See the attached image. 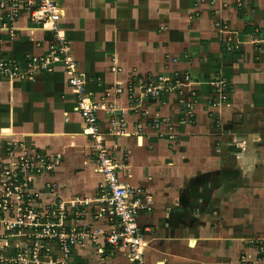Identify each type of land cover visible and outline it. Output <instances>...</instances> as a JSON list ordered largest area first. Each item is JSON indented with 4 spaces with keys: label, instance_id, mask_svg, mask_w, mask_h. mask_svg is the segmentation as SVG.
<instances>
[{
    "label": "crops",
    "instance_id": "0c3cea01",
    "mask_svg": "<svg viewBox=\"0 0 264 264\" xmlns=\"http://www.w3.org/2000/svg\"><path fill=\"white\" fill-rule=\"evenodd\" d=\"M54 1L88 97L124 119L126 134L113 137L111 114L98 113L122 165L121 183L152 200V210L137 217L146 229L145 264H239L243 255L264 264V0ZM15 27L13 38L0 37V60L22 65L27 56L48 54L54 33L26 13ZM177 70L193 78L197 97L188 110L178 94L136 106L126 90L116 92L118 84L149 74L173 78ZM218 79L227 83L221 102L212 85ZM75 105L62 63L29 79L0 74V158L7 141L61 157L52 180L68 207L65 226L108 231L113 222L96 217L102 177L93 139ZM156 116L166 121L160 131L151 122ZM6 237L8 252L15 236ZM102 242L41 261L133 264L125 253L102 254Z\"/></svg>",
    "mask_w": 264,
    "mask_h": 264
},
{
    "label": "built area",
    "instance_id": "2783aa9c",
    "mask_svg": "<svg viewBox=\"0 0 264 264\" xmlns=\"http://www.w3.org/2000/svg\"><path fill=\"white\" fill-rule=\"evenodd\" d=\"M240 2H238L239 6H241ZM0 8L5 12V18L0 20V37L7 35L13 38L16 34L15 22L25 13L29 15L32 23L54 33V41L50 45L48 54L40 57L27 56L22 65L16 59L3 58L0 60V74L10 79H29L39 72L52 71L57 63H62L67 68L69 85L76 96L75 110L83 119L87 134L93 139L92 149L96 158L97 170L102 177L100 183L102 196L98 199L97 216L99 218L106 217L110 222H113L114 226L108 231L95 229L77 233L73 230H68L64 224L66 219L64 204H59L58 207L60 209L59 211L56 210V213L58 212L56 216L61 213L60 216L56 217L59 222L42 223V226L37 223L36 227L41 228L33 233V237L37 239L34 249L30 253L27 252L25 257L20 260L24 264H47L41 261V257H46L42 252V246L45 241L58 244L66 253L70 252L76 245L85 242L98 244L103 240L102 247H100L102 254L106 253L108 249H112L125 253L128 260L133 264H145L143 254L148 244L145 239L146 229L139 226L137 217L142 212L152 210V200L121 183L119 172L122 165L119 163L117 152L106 143L103 136L104 132L100 128L98 113L99 111H107L111 114L107 133L113 137L126 134L124 119L115 115L113 108L94 102L88 97L85 81L77 71V63L69 52V42L60 30L59 21L62 12L54 0H0ZM177 62L178 59L173 60V63L176 64ZM113 70L116 71V68L114 67ZM192 84L193 78L189 73L177 70L173 78L149 74L146 78H140L129 83L127 87H122L118 84L116 92L122 93L123 90H126L128 95H130V102L137 101L138 105L135 104L136 106L141 105L146 100L161 101L172 94H178L182 97L180 103L188 110L193 107L197 97L196 91L191 88ZM212 85L215 87L216 98H219L220 102L223 101L225 90L227 89L226 81L218 79ZM137 88H140L141 91L139 96L136 93ZM185 94L190 99L186 100ZM142 114L147 116L149 112L144 110ZM151 122L153 127L160 131L162 124L166 121L160 120V117L156 116ZM138 128L142 132V125H139ZM159 133L160 135L163 134ZM18 171L19 168L13 172H6L12 184L15 185L11 188V191L14 189L20 191V188L22 190L26 184L23 180L25 179L23 172H26V168L22 169L21 172ZM0 172H3L1 166ZM7 185V183H4L2 187L4 193L6 187H8ZM6 203V196L0 194V219L3 218L4 210L8 208ZM49 213L50 210L47 211V215L50 217ZM58 227L59 229H57ZM6 262H8V259L6 260L0 254V264H5ZM239 264H249L247 257L243 255Z\"/></svg>",
    "mask_w": 264,
    "mask_h": 264
},
{
    "label": "rangeland",
    "instance_id": "374dc122",
    "mask_svg": "<svg viewBox=\"0 0 264 264\" xmlns=\"http://www.w3.org/2000/svg\"><path fill=\"white\" fill-rule=\"evenodd\" d=\"M61 160V157L53 154L47 155L45 152L37 149L33 144L21 146L11 141L4 143L3 156L0 158V166L1 170H3V172H0V194L6 196V207L8 208L4 210L3 218L0 219V254H2L6 260L8 259V262L5 264H24L20 259L25 257L27 252L30 253L37 242V239L33 237V233L41 228L36 227L37 223L40 224L39 226H42V223L50 224L59 222V219L56 217L60 216L61 213L56 216V214H58L56 210L59 211L60 207L58 206L59 204L63 205V202L59 201V197L57 198V183L53 181L52 178L55 176L56 167L61 164ZM18 168V172L26 168V172H23L25 177L23 180L26 184L23 186L22 190L20 188V191H16L15 189L11 191V188L15 185L12 184L6 172H13ZM4 183L8 184L5 193L2 188ZM7 195H9V197H7ZM51 195L56 197L52 200L48 198ZM64 207L65 218H67L69 212L68 207L66 204H64ZM49 210L50 217L47 215V211ZM77 211V207L70 209V212L74 214ZM96 217L99 219L97 215ZM37 219L39 220L37 221ZM65 228L77 233L87 232L88 230ZM57 229H59V227ZM6 236H8V238L15 236L11 238V243H9L10 251L8 252L6 251L8 244L3 240L4 237L7 238ZM18 237L20 238L19 240H17ZM21 239L24 240V244L20 243ZM14 241L16 244L15 246L13 244ZM42 252L43 255L47 257L53 256V258L57 255V252H60L63 257L70 253H65L58 244H52L50 241L44 242ZM55 260L56 259H53L54 264H63L61 261ZM106 261L108 262L107 258L105 261H99V264H107Z\"/></svg>",
    "mask_w": 264,
    "mask_h": 264
}]
</instances>
